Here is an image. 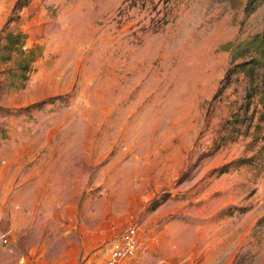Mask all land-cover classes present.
<instances>
[{
  "label": "rangeland",
  "instance_id": "1",
  "mask_svg": "<svg viewBox=\"0 0 264 264\" xmlns=\"http://www.w3.org/2000/svg\"><path fill=\"white\" fill-rule=\"evenodd\" d=\"M16 1L0 0V264L46 248L105 264L133 226L129 264H264V0ZM9 32L26 53L8 58Z\"/></svg>",
  "mask_w": 264,
  "mask_h": 264
},
{
  "label": "crops",
  "instance_id": "2",
  "mask_svg": "<svg viewBox=\"0 0 264 264\" xmlns=\"http://www.w3.org/2000/svg\"><path fill=\"white\" fill-rule=\"evenodd\" d=\"M9 204V203H8ZM9 205H7V209H11L13 210V206L12 207H8ZM13 215V214H12ZM7 217H9V219L13 220L14 222V216H10L9 214H7ZM58 225V239L60 240V242L64 241V237L66 238V236H69V232L73 231V228H69V226L71 224H66L64 223L62 220H60ZM9 233V232H8ZM88 235V233H86ZM7 235V234H6ZM40 242H53L54 237H52V234L46 230H44V233H41L40 235ZM38 240V241H39ZM10 244V242H8L7 244H3L0 241V245L1 246H8ZM47 248L43 251H41V253L37 254V253H32L30 252L29 254H24L21 258H19L18 262H16V264H66L67 261H69V264H80L79 259L82 258L84 259V257L86 256L85 253L86 252H73V251H69V250H65V252H61L58 255H56L54 261L53 260H46V255H47ZM53 261V262H52ZM91 263V257H88V260L86 262H84V264H90ZM129 264V263H128Z\"/></svg>",
  "mask_w": 264,
  "mask_h": 264
},
{
  "label": "built area",
  "instance_id": "3",
  "mask_svg": "<svg viewBox=\"0 0 264 264\" xmlns=\"http://www.w3.org/2000/svg\"><path fill=\"white\" fill-rule=\"evenodd\" d=\"M0 240L3 244L9 242L6 234H3ZM143 248L138 228H127L111 244L105 264H128L137 261Z\"/></svg>",
  "mask_w": 264,
  "mask_h": 264
},
{
  "label": "trees",
  "instance_id": "4",
  "mask_svg": "<svg viewBox=\"0 0 264 264\" xmlns=\"http://www.w3.org/2000/svg\"><path fill=\"white\" fill-rule=\"evenodd\" d=\"M256 0H250V3H253L255 2ZM29 2V0H17L16 3L14 4V9H19V8H22L24 5H26L27 3ZM24 35L21 34V33H13V32H9L7 34V37H6V44H5V48L8 50L9 52V55H8V58L11 57V55L14 53V52H21V53H26L24 51V49H22V45L24 44ZM23 38V39H22ZM34 49L30 50L28 52V55L30 57V62L29 63H32L34 61ZM29 67V65H26L25 69L27 70ZM26 78H27V75H26Z\"/></svg>",
  "mask_w": 264,
  "mask_h": 264
}]
</instances>
